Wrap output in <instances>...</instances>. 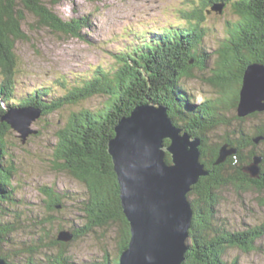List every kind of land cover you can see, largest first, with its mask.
Masks as SVG:
<instances>
[{
	"label": "trees",
	"instance_id": "1",
	"mask_svg": "<svg viewBox=\"0 0 264 264\" xmlns=\"http://www.w3.org/2000/svg\"><path fill=\"white\" fill-rule=\"evenodd\" d=\"M62 1L0 0V204L3 200L9 201L10 196L4 188L10 187L13 172L12 166L4 164L6 137L13 132L8 124L1 121L5 113L12 108L30 106L41 110V119L65 106H74L95 96L104 98L98 109L73 111L56 131L52 166L81 183L87 193L80 209L86 224L81 231L73 229V241L92 229L117 225V257L104 261V264H117L129 245L130 232L122 213L119 185L107 154V142L113 137V128L117 122L128 117L135 106L146 103L164 104L168 108L167 118L200 141V162L210 171L187 194L193 216L186 241L188 250L182 264H240L237 258L224 261V254L231 248L246 254L253 252L256 241L264 236V222L241 232H232L215 224L213 209L219 203L217 191L228 185H235L237 188L246 185L264 193V153L258 155L253 144L254 137L264 135V124L254 128L251 138L243 133L235 139L225 138L223 142L228 143L230 148H235L237 155L215 164L217 148L219 150L220 146H215L210 151L204 137V133L222 122L215 107L207 101L193 106L187 102V98L182 100L179 96L183 90L180 80L190 76L194 68L206 67L211 56L200 49L205 35V9L211 2L229 3L231 0H200L197 7L181 11L184 21L181 26L159 32L149 31L148 34H152L153 38L148 40L145 39V33L137 35L143 39L142 44L118 53L114 57L113 69L106 70L98 66L81 78L76 77L75 81H70L66 76L56 77L50 85L40 86L28 93V98L13 103L18 74L14 47L18 40L24 38L21 28L25 14L33 15L38 24L52 32L84 38L81 29L89 25L87 20L61 18L54 8ZM233 1L231 7L238 19L226 24V37L215 51L216 69L211 83L221 89L227 88L231 105L236 107L246 67L253 63L264 65V0ZM56 89H60L61 93H55ZM182 102V119L179 120L177 115ZM178 120L182 121L181 125ZM248 147L252 150L245 156L243 153ZM256 155L262 159L259 175L250 178L242 172V168ZM165 161L170 163L168 154ZM40 191L46 196L48 212L62 207L58 194L46 187H42ZM3 193L6 195L3 196ZM9 193H13L11 188ZM48 223L51 221L39 223L38 229ZM11 230L12 228L0 223V245L7 243V235ZM31 242L23 251V255L27 254V259L19 264H36L31 261V257L42 254L46 257L45 264H74L66 251L68 244L58 242L44 232L36 233ZM2 257L6 264H12L7 260L9 257L0 255Z\"/></svg>",
	"mask_w": 264,
	"mask_h": 264
},
{
	"label": "rangeland",
	"instance_id": "2",
	"mask_svg": "<svg viewBox=\"0 0 264 264\" xmlns=\"http://www.w3.org/2000/svg\"><path fill=\"white\" fill-rule=\"evenodd\" d=\"M199 1L63 0L54 8L55 12L63 19L72 17L86 19L89 25L81 29L83 39L52 32L49 28L38 24L33 15L25 14L21 28L24 38L18 40L14 47L18 74L15 80L16 93L12 102L17 103L21 99L28 98V93L40 86L50 85L56 77L66 76L70 81H75L76 77L81 78L98 66L106 70L113 69L114 57L118 53L142 44L143 39L138 38L137 35L145 33V39L148 40L153 38L152 34H148L149 31L159 32L181 26L184 22L181 11L197 7ZM233 2V0L229 3L217 1L207 6L203 23L205 35L200 49L204 54L211 55L210 59L206 67L194 68L190 76L182 78L179 83L183 87L182 94L179 95L182 100L187 98V102L193 106L210 102L222 121L217 127L204 133L210 151L215 146H220L219 150L217 148L216 161L223 146H227L228 150L231 149L228 143L223 142L225 138L235 139L241 133L251 138L254 128L264 124V112L240 120L237 106L231 105V97L226 93L227 88L221 89L211 83L215 77L217 60L215 51L226 37V24L238 19L231 7ZM55 93L60 94V89H56ZM103 101L104 98L95 96L32 121L29 128L33 134H28L24 143L19 137L21 134L10 127L13 132L6 137L7 153L4 159V164L13 167L11 185L4 188L10 197L9 201L3 200L0 204L2 210L0 223L12 228L7 235V243L0 245V255L9 257L7 260L10 263L19 264L27 259V254L23 255V251L30 246L31 239L36 233L44 232L47 236L56 238L61 230L72 232L73 229L78 231L84 229L86 223L80 209L87 194L85 187L67 173L54 169L52 151L56 143V131L62 127L73 111L95 110L100 108ZM183 104V102L180 104L181 108L177 106L181 109L178 110L177 115L179 120L182 119ZM161 105L166 107L167 112V106ZM178 124L181 125L182 121ZM258 137L261 140L257 142L258 144L254 142L253 144L254 150L260 155L264 153V144L260 143L264 142V135ZM249 150L252 148L248 147L243 154L247 156L251 152ZM236 155L237 151L227 158ZM245 156L242 157L244 160H246ZM253 158L242 168V172L250 178L251 176L244 169L253 162ZM260 163L261 161L258 167ZM42 187L58 194L62 205L60 209L47 211L46 196L40 191ZM10 188L13 190L12 194L9 193ZM217 192H219V203L213 209L216 225H222L232 232H241L264 222V193L246 185L242 188L228 185ZM6 194L3 193V196ZM188 202L191 206L189 200ZM48 220L51 223L38 229L39 223H46ZM118 237V226L113 224L85 232L74 241V238L69 242L58 241L57 238L56 240L68 244L66 251L74 264H104L105 260L117 257ZM255 248L248 254L235 248L228 249L223 259L231 261L237 258L240 264H264V236L256 241ZM0 259L3 260V257ZM31 261L45 264L46 257L44 254L38 255L31 257Z\"/></svg>",
	"mask_w": 264,
	"mask_h": 264
},
{
	"label": "water",
	"instance_id": "3",
	"mask_svg": "<svg viewBox=\"0 0 264 264\" xmlns=\"http://www.w3.org/2000/svg\"><path fill=\"white\" fill-rule=\"evenodd\" d=\"M263 112L264 65L253 63L242 76L237 115L245 118ZM40 114L39 108L16 107L9 109L1 121L20 133L24 143L27 135L33 134L29 125ZM113 132L107 154L130 232L129 245L117 264H181L188 250L186 241L193 216L187 194L201 177L208 175L200 162V141L174 126L161 104L152 103L135 107L128 117L117 122ZM260 140L258 137L254 143ZM235 153V149L223 146L215 164ZM261 160L254 157L244 169L251 178L259 175ZM73 236L61 230L56 238L69 242ZM0 264L6 263L0 259Z\"/></svg>",
	"mask_w": 264,
	"mask_h": 264
},
{
	"label": "bare ground",
	"instance_id": "4",
	"mask_svg": "<svg viewBox=\"0 0 264 264\" xmlns=\"http://www.w3.org/2000/svg\"><path fill=\"white\" fill-rule=\"evenodd\" d=\"M140 107H142V106H140ZM164 107V106H163ZM165 108V110H166V107H164ZM167 116V115H166ZM165 141V140H164ZM129 225V224H128ZM68 232V231H67Z\"/></svg>",
	"mask_w": 264,
	"mask_h": 264
}]
</instances>
